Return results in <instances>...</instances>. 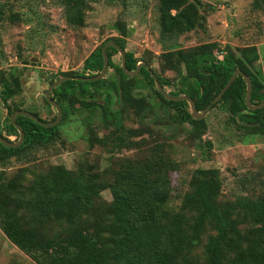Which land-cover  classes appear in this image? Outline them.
Listing matches in <instances>:
<instances>
[{
    "label": "rangeland",
    "instance_id": "rangeland-1",
    "mask_svg": "<svg viewBox=\"0 0 264 264\" xmlns=\"http://www.w3.org/2000/svg\"><path fill=\"white\" fill-rule=\"evenodd\" d=\"M183 1L196 6L198 14L195 25L186 32L160 29L157 0H0L4 6V16L0 18V77L7 78L11 85L16 81L19 86L5 105L0 101V130L10 116L8 111L15 107L34 113L41 120H50L55 110L42 99L49 81L63 77V73L94 74L85 69L84 60L105 41L120 40L124 52L140 58L167 81L163 87L166 93L174 90L178 77L165 67L168 61L163 54L192 51L205 43L212 44L217 59L224 54L237 58L240 49L253 46L257 60L247 68L264 82L263 2ZM174 12L171 10L170 14ZM111 61L118 65L119 55L112 54ZM110 73L107 68L104 78L109 79ZM136 79L139 86L130 83L124 89L131 99L123 121L124 146H114L117 134L102 127L97 106L91 112L86 109L92 102L72 108L63 102L66 116L55 125L56 135L50 142L26 149L17 158L0 159L5 178L16 177L25 188L50 166L62 165L71 171L83 169L85 175L96 174L106 182L118 170L121 160L145 159L158 146L159 156L174 165L169 174L171 192L167 203L173 210L190 190L188 182L195 169L217 170L221 203L264 191V132L252 135L236 129L227 112L216 106L202 117L204 133L199 139L193 138L192 127L175 119L174 111L159 102L144 78ZM100 103L97 99L96 105ZM82 120H87V124ZM108 136L111 138L106 140ZM100 137L106 140L105 145L95 144L94 139ZM7 139L14 142L15 137ZM98 197L92 210L71 224L50 223L39 228V240L55 247L62 239L89 233L104 220L102 214L111 200L107 189ZM211 233L206 227L189 255L191 261L203 264L204 235ZM98 237L106 242L104 233ZM52 254V250L44 248L21 252L0 231V264H53ZM65 257L60 252L55 264L67 263Z\"/></svg>",
    "mask_w": 264,
    "mask_h": 264
},
{
    "label": "trees",
    "instance_id": "trees-1",
    "mask_svg": "<svg viewBox=\"0 0 264 264\" xmlns=\"http://www.w3.org/2000/svg\"><path fill=\"white\" fill-rule=\"evenodd\" d=\"M7 1L3 0V3ZM260 1L263 2L261 10L264 15V0ZM157 2L161 30L186 32L195 25L198 18L196 6L183 0ZM3 3H0V18L4 16ZM171 10L175 11L174 14H170ZM106 42L84 60L85 69L94 74L63 73L61 76L91 77L99 73L102 67L100 48ZM112 42L123 49L120 40ZM104 52L107 68L111 71L109 79L103 77L94 82L67 80L51 90L49 97L61 111L60 122L66 116L61 103L72 108L89 100L92 105H86V109L91 112L97 106L102 127L117 134L114 146H124L123 121L131 101L124 89L130 83L133 87L139 86L136 78L141 76L159 102L174 111L175 119L192 127L193 138H200L205 130L204 120L191 119L184 101L164 100L143 67L136 76L125 77L120 60L118 65L111 61V55L116 51L108 46ZM238 55L235 58L224 54L217 59L211 43L202 44L192 51L164 53L163 58L168 61L165 67L178 77L173 84L174 90L168 94L189 97L199 113L219 93L233 71L240 70L251 82L250 104L259 103L264 97V82L247 68L257 60L255 48L240 49ZM124 59L128 71H133L137 63L142 62L129 52H124ZM151 71L163 88L167 81ZM52 82L50 80L49 84ZM18 90L16 81L11 85L7 78L0 77V101L3 105ZM244 93V81L237 76L209 109L220 106L236 129L252 135L264 132V106L254 111L247 110ZM97 99L101 101L99 105H96ZM16 110L19 109L15 107L8 114ZM54 118L55 114L48 121L38 119L48 123ZM87 122L82 120L84 125ZM14 123L20 127L23 140L16 148L0 144L1 160L17 158L24 150L46 144L56 135L55 126L43 128L26 117L16 116ZM2 133L17 138V131L9 119L4 122ZM110 138L108 136L106 140ZM106 140L100 137L94 142L105 145ZM159 154L160 149L155 146L145 159L121 160L118 170H114L106 182L96 174L85 175L83 169L71 171L62 165H53L22 188L18 178L6 179L0 171V231L21 252L43 248L52 250L50 258L53 264L60 252L68 257L69 264H199L191 261L189 255L208 227L213 233L204 235L203 264H264V191L255 196H237L232 203H221L218 201L221 185L217 170L195 169L188 182L190 190L181 196L177 210H173L167 203L171 192L169 174L174 165ZM105 189L111 200L102 214L104 220L97 224L101 225L99 228L96 225L89 233L62 239L55 247L48 241L39 240V228L50 223L71 224L92 210L99 193ZM100 233L106 235L105 243L99 240Z\"/></svg>",
    "mask_w": 264,
    "mask_h": 264
},
{
    "label": "water",
    "instance_id": "water-1",
    "mask_svg": "<svg viewBox=\"0 0 264 264\" xmlns=\"http://www.w3.org/2000/svg\"><path fill=\"white\" fill-rule=\"evenodd\" d=\"M108 46L112 47L117 52V54L119 55L120 68H121L122 73L125 77L131 78V77L136 76L137 73L139 72V69L141 67H143L146 70V72L149 74L150 78L152 79L158 94L166 101H172V102L184 101L188 106L189 116L193 120H201L202 117L204 116L205 112L209 109V107L211 105H213L214 103H216L220 99L223 92L228 88V86L231 84V82L237 76L241 77V79L244 81V84H245V93H244L243 100H244V105H245L246 109L249 111H254V110L260 109L264 106V97L257 104H255V105L250 104V102H249L250 93H251L250 79L246 75H244L240 70H234L233 73L228 78V80L226 81V83L224 84V86L220 89L219 93L212 99V101L202 111H200L198 113L195 109V105H194L193 101L189 97H187L185 95L170 96L168 93H166L162 89V87L159 85L155 75L152 73V71L149 69V67L146 66L143 62L137 63V65L133 71H128L124 65V62H125L124 51L121 48H119L116 44H114L112 41H108V42L104 43L100 48V52H101V56H102V67H101V70L99 73H97L96 75L91 76V77L63 76V77L58 78L57 80L53 81L51 84L48 85L47 89L43 93V98H44L45 102L49 106L54 108V110H55V118L53 121L48 122V123H44V122L38 120L35 116H33L32 114H30L28 112L15 111L9 116V121L13 125V127L16 129L18 138L16 141L13 142V141H7L0 136V144L6 148H16L22 142L23 133H22L20 127L16 126V124L14 123V118L16 116L26 117L29 120H31L32 122L40 125L43 128H50V127L55 126L57 124V122L60 120L61 111H60L59 106L53 100L50 99L49 93L51 92L52 89L58 87L61 83H63L64 81H67V80L94 82V81H98V80L102 79L105 76L106 71H107V57H106V54L104 51H105L106 47H108Z\"/></svg>",
    "mask_w": 264,
    "mask_h": 264
},
{
    "label": "flooded vegetation",
    "instance_id": "flooded-vegetation-1",
    "mask_svg": "<svg viewBox=\"0 0 264 264\" xmlns=\"http://www.w3.org/2000/svg\"><path fill=\"white\" fill-rule=\"evenodd\" d=\"M116 53H117V52H116ZM119 60H120V58H119ZM143 63H144V62H143ZM144 64H145V63H144ZM162 89H163V88H162ZM50 93H51V92H50ZM50 93H49V94H50ZM16 111H23V110H16ZM24 111H25V110H24ZM13 112H15V111H13ZM13 112H12V113H13ZM25 112H26V111H25ZM12 113H11V114H12ZM28 113L32 114L31 112H28ZM11 114H10V115H11ZM32 115H33V114H32ZM33 116H34V115H33ZM36 116H37V115H36ZM36 118L38 119L39 117L37 116ZM8 119H9V118H8ZM38 120H39V119H38ZM9 122H10V121H9ZM3 127H4V125H3ZM0 129H1V128H0ZM2 132H3V131H2ZM2 132H1V134H2L1 137H2L3 139L6 140L7 137H8L9 139H11V136H12V135H10V136H5ZM14 137H15V136H14ZM17 138H18V135H17ZM17 138H16L14 141H16ZM7 140H8V139H7Z\"/></svg>",
    "mask_w": 264,
    "mask_h": 264
}]
</instances>
